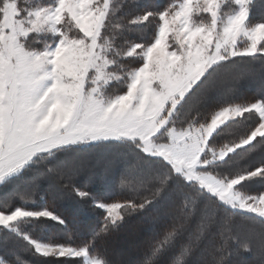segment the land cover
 Returning a JSON list of instances; mask_svg holds the SVG:
<instances>
[{"label":"snow or ice","instance_id":"6c2138e0","mask_svg":"<svg viewBox=\"0 0 264 264\" xmlns=\"http://www.w3.org/2000/svg\"><path fill=\"white\" fill-rule=\"evenodd\" d=\"M0 264H264V0H0Z\"/></svg>","mask_w":264,"mask_h":264},{"label":"trees","instance_id":"16d2710c","mask_svg":"<svg viewBox=\"0 0 264 264\" xmlns=\"http://www.w3.org/2000/svg\"><path fill=\"white\" fill-rule=\"evenodd\" d=\"M248 83L247 82H241L240 88L242 91H247L248 90ZM97 187H100L99 185ZM97 217L95 214L89 213L88 217L83 218V219H78L76 221L78 227L82 228H90L93 227L96 224Z\"/></svg>","mask_w":264,"mask_h":264},{"label":"rangeland","instance_id":"374dc122","mask_svg":"<svg viewBox=\"0 0 264 264\" xmlns=\"http://www.w3.org/2000/svg\"><path fill=\"white\" fill-rule=\"evenodd\" d=\"M244 82H246V81H244ZM247 86L249 87V85H247ZM248 87H247V88H248Z\"/></svg>","mask_w":264,"mask_h":264}]
</instances>
